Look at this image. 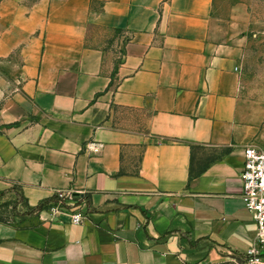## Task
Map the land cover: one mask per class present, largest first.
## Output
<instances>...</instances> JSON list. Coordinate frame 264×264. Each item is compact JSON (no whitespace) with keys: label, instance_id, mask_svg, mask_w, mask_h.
Here are the masks:
<instances>
[{"label":"crops","instance_id":"1","mask_svg":"<svg viewBox=\"0 0 264 264\" xmlns=\"http://www.w3.org/2000/svg\"><path fill=\"white\" fill-rule=\"evenodd\" d=\"M227 2L0 3V193L73 194L84 218L0 223V264L247 261L241 173L264 108L241 95Z\"/></svg>","mask_w":264,"mask_h":264},{"label":"rangeland","instance_id":"2","mask_svg":"<svg viewBox=\"0 0 264 264\" xmlns=\"http://www.w3.org/2000/svg\"><path fill=\"white\" fill-rule=\"evenodd\" d=\"M36 1L38 0H25L28 4ZM219 19L226 23L229 39L233 38L231 43L239 50L241 95L246 100L258 102L264 108V0H229ZM232 27L234 31L230 29ZM116 39L123 41V35L117 33ZM125 113L136 118L141 116L130 111ZM36 216L27 206L17 186L0 193V219L7 224L29 227L36 221ZM223 263L225 262L220 264ZM229 264L246 262L236 260Z\"/></svg>","mask_w":264,"mask_h":264},{"label":"built area","instance_id":"3","mask_svg":"<svg viewBox=\"0 0 264 264\" xmlns=\"http://www.w3.org/2000/svg\"><path fill=\"white\" fill-rule=\"evenodd\" d=\"M241 182L245 207L258 225L256 240L247 253L246 264H264V148L249 146L245 149ZM59 199V202L49 208L65 212L76 207L72 223L82 224L84 218L82 212L77 209L76 197L61 192Z\"/></svg>","mask_w":264,"mask_h":264},{"label":"trees","instance_id":"4","mask_svg":"<svg viewBox=\"0 0 264 264\" xmlns=\"http://www.w3.org/2000/svg\"><path fill=\"white\" fill-rule=\"evenodd\" d=\"M4 0H0V3L3 2ZM23 197V196H22ZM24 199V197H23ZM50 207L49 203H45V204H41L40 206H38L37 208L31 209V211L36 214L39 215L41 212H43L44 210L48 209ZM0 223L4 224V225H9L7 224V222H5L4 220L0 219ZM223 264H229V263H223Z\"/></svg>","mask_w":264,"mask_h":264}]
</instances>
